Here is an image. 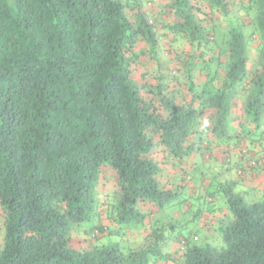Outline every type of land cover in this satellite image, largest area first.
I'll list each match as a JSON object with an SVG mask.
<instances>
[{
  "label": "trees",
  "instance_id": "1",
  "mask_svg": "<svg viewBox=\"0 0 264 264\" xmlns=\"http://www.w3.org/2000/svg\"><path fill=\"white\" fill-rule=\"evenodd\" d=\"M233 145L264 150V0H0V264H264V186L214 170ZM196 175L194 219L227 198L217 244L164 220Z\"/></svg>",
  "mask_w": 264,
  "mask_h": 264
},
{
  "label": "rangeland",
  "instance_id": "2",
  "mask_svg": "<svg viewBox=\"0 0 264 264\" xmlns=\"http://www.w3.org/2000/svg\"><path fill=\"white\" fill-rule=\"evenodd\" d=\"M252 58H256L255 54L253 53L252 54ZM240 150V149H239ZM259 150V148L257 149ZM260 151H256L255 153H259ZM264 152V151H263ZM255 153L250 155V157H254L256 158L255 156ZM256 154V155H257ZM224 154H223V158H224ZM260 159L261 160H264V153H261V155H259ZM230 160V159H229ZM224 161V160H222ZM232 161V159H231ZM205 163L207 164V157L205 158ZM212 163V162H211ZM230 164L228 163H223L222 162V165L225 166H230L231 165V162H229ZM213 164V163H212ZM215 168V167H214ZM219 169V168H218ZM215 168V170H218ZM236 172H234L235 174L236 173H239V169H235ZM228 174V172H227ZM197 177L194 176L193 179H191V181L189 182V185H185V188L183 189L182 193L180 195V198H179V202L180 203V206L184 207L185 211H184V214H181V212L179 211V215H174V211L177 210L178 206L175 207L174 205L171 206V207H168L167 211L166 212V215L164 217V220L165 222H172L174 223V227L171 228V231H169L170 233H174V234H177L178 235H183V236H186L185 238H188V239H193V237L196 235L198 237L197 239V242H199L200 244H205L207 242L211 243V244H217L219 243V240H220V237L217 239V235H218V232H215V230L213 231V234H214V237L213 238H208L205 234H204V231L198 226V224L200 223L198 220H196V218L194 219V215L196 213H200V214H203L202 211H199L198 212V209H202V207H209L212 203L210 202L211 199L210 197H207L205 194H204V190L205 189H202L201 190V194L200 196L197 195V196H194L193 195V186L194 185H199L200 183L202 184V177L199 176V175H196ZM249 177L253 180V182H258V188H262L264 186V170H261L257 173L255 172H249ZM218 180H221L222 178L221 177H217ZM228 179H232L231 177ZM105 181V179H103ZM103 182V181H102ZM107 191L105 193H101L100 192V197L105 199L106 196H108L109 194H111L113 192V187H112V183L107 181ZM255 185V184H253ZM215 188L216 186L215 185H212V188L211 190H214L215 191ZM241 191L244 199L246 200V202H253V201H256L259 197H260V194H258L256 192V190H251L249 189V186H244V185H240L237 189V191ZM260 191V190H259ZM187 195V196H185ZM105 196V197H104ZM215 201L213 203H215V209L219 210V209H222L223 210V213H225L227 210L224 208V206L226 207L227 205V198L225 196L224 193H215ZM108 198V197H107ZM184 198H188L186 200H184ZM183 201V202H182ZM203 216V215H202ZM180 217V218H179ZM173 221H176V222H173ZM205 221L202 220V223ZM104 222L108 223L110 222L109 220H104ZM207 222V220L205 221ZM204 222V223H205ZM105 223V224H106ZM170 223V224H172ZM125 226V225H123ZM126 232V231H125ZM169 233V235H170ZM130 235H132V233H129L126 232L124 233H119V234H113V235H106L104 237H101L98 241H97V244L99 243H112V242H119L120 245L125 248V249H128L129 247H137L138 245H141V239H136L135 240V243L133 242V239H131ZM136 235V232H133V236ZM182 236V237H183ZM78 239L74 240V243L77 245V243L79 244H82V246H85V247H88L90 246L93 242L91 239H89V236L87 234H81V236L79 237H76ZM167 241L169 242V245L167 246L168 247V251L171 252V253H175V251H178V244H177V241L176 239L172 238L169 236V238L167 239ZM222 241V239H221ZM160 248V246H159ZM179 252L181 254V251H180V247H179Z\"/></svg>",
  "mask_w": 264,
  "mask_h": 264
},
{
  "label": "crops",
  "instance_id": "3",
  "mask_svg": "<svg viewBox=\"0 0 264 264\" xmlns=\"http://www.w3.org/2000/svg\"><path fill=\"white\" fill-rule=\"evenodd\" d=\"M232 125L230 126V130L233 129L232 131H234V130H237L238 129V125H235V124H232ZM221 148L222 149H225V148H227V146H221ZM221 148L218 147V148L214 149V151H213L214 155H213V158H212V159H215V161L213 160L215 162V164L214 165L212 164V165L216 169L219 168L218 170H215V168H214V170L217 172L218 176H221V178H228V177L230 178L231 177L232 179H239V178H241L242 181L239 183V186L240 185H244V186H247V187L249 186V189L256 190V192L259 194V192L261 191V189L263 187L262 188H258L257 187L259 185L258 182H256V181L253 182V180L249 177V172H252V171H248L247 173H243V174L241 173V175H240V168L241 167H246V168L248 167L249 168L250 167L249 164L253 160L261 161L262 163H264V160H261L260 157H259V155H261V153H264L263 152L264 150H261L258 147L259 148L258 151H260V152L258 154L255 153L256 158H254L253 156L250 157L248 155L243 156V154L240 153L239 147L238 146L236 147L235 145H233V146H231V147L228 148L230 150V152H228L225 155V156H227L229 154L231 155V157H232L231 158L232 159L231 165L230 166H227V165L223 166L222 165V162H223L222 160L224 158H223V154L221 153ZM159 154L160 155L163 154L162 157H165V159H167L166 162L168 163V157L167 156H164V153L163 152H160ZM157 155H158V153H157ZM201 159H203V156H199L198 153H195V155H193L191 157V159L187 160V164H192L193 162L199 161ZM210 164H211V162H210ZM251 165L252 166H256L258 164H256V165L255 164H251ZM165 168H166L165 169L166 172L165 171L164 172L167 175L166 176L167 179H171V177L177 175V173H179L180 172V169H181L180 166H179L175 170V168H173L170 165H167ZM237 168L239 169V173H236L235 174L234 172H236L235 169H237ZM248 170H252V169H248ZM227 172H228V174H227ZM107 181H109V179H106V177H105V182H107ZM253 184H255V185H253ZM223 214L224 213H223V210L222 209H219V210L217 209L209 217H207L209 215V213H208L207 216L206 215H203L202 218L200 219V221H199L200 223L198 224V226L204 231V234L208 238H213L214 237L213 231L219 226L220 221L222 220V215ZM204 219H205V221L207 220L206 223H204L205 221L202 223V220H204ZM194 237H197V236L195 235ZM197 239H198V237H197ZM75 247L76 248H80L79 243H77V245L75 244ZM173 259H171V261H169V262H166V264H178Z\"/></svg>",
  "mask_w": 264,
  "mask_h": 264
},
{
  "label": "built area",
  "instance_id": "4",
  "mask_svg": "<svg viewBox=\"0 0 264 264\" xmlns=\"http://www.w3.org/2000/svg\"><path fill=\"white\" fill-rule=\"evenodd\" d=\"M255 163H256V160L251 161V164H255ZM195 239H197V237H195ZM179 247H180V251L182 254L185 250V241H182Z\"/></svg>",
  "mask_w": 264,
  "mask_h": 264
}]
</instances>
